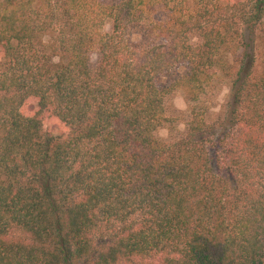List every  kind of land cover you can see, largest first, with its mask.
<instances>
[{
  "label": "trees",
  "instance_id": "1",
  "mask_svg": "<svg viewBox=\"0 0 264 264\" xmlns=\"http://www.w3.org/2000/svg\"><path fill=\"white\" fill-rule=\"evenodd\" d=\"M0 264H264V0H0Z\"/></svg>",
  "mask_w": 264,
  "mask_h": 264
},
{
  "label": "rangeland",
  "instance_id": "2",
  "mask_svg": "<svg viewBox=\"0 0 264 264\" xmlns=\"http://www.w3.org/2000/svg\"><path fill=\"white\" fill-rule=\"evenodd\" d=\"M161 17V16H160ZM111 28V23L107 22L103 28L104 31H109ZM134 39H138V34L134 33ZM240 51V50H238ZM241 52H238L236 55L239 56ZM98 52L95 50L92 54L91 64L93 66L97 65L99 61ZM257 66L255 69L258 71L260 69V60L257 59ZM178 74L183 72V69L177 70ZM230 79L229 77L220 74L219 77L214 78L213 83L207 88V91L201 97V104L199 105L200 108L206 112L207 114V121L210 123H215L221 117L223 108L225 103L227 102L229 95L227 97H221L220 93L222 89L225 87L230 89ZM177 97H182L183 101L187 103L186 110H179L174 105L173 101ZM36 105L34 102H31L30 110H34ZM165 108H166V116L168 117V122H166L161 128H168L170 131V135L166 140V142H174L186 134L188 123L191 119V112L189 103L186 98L185 91L183 89L176 90L172 95L167 97L165 101ZM183 123L185 125L183 131H177V127L179 124Z\"/></svg>",
  "mask_w": 264,
  "mask_h": 264
},
{
  "label": "clouds",
  "instance_id": "3",
  "mask_svg": "<svg viewBox=\"0 0 264 264\" xmlns=\"http://www.w3.org/2000/svg\"><path fill=\"white\" fill-rule=\"evenodd\" d=\"M229 93H230V89L225 87L224 89H222L220 96L221 97H227L229 95ZM173 103L177 107V109H179V110H186L187 109V103L183 101L182 97H177L173 101ZM184 127H185V125L183 123L179 124L177 127V131H183ZM154 135H156L161 140H166L170 135V131L166 127L159 128L156 130Z\"/></svg>",
  "mask_w": 264,
  "mask_h": 264
}]
</instances>
